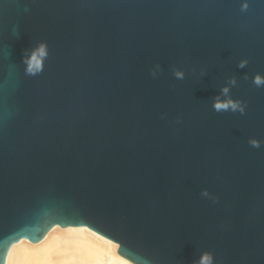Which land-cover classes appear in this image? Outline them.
Returning <instances> with one entry per match:
<instances>
[{
  "label": "water",
  "instance_id": "1",
  "mask_svg": "<svg viewBox=\"0 0 264 264\" xmlns=\"http://www.w3.org/2000/svg\"><path fill=\"white\" fill-rule=\"evenodd\" d=\"M243 2L0 0V264L53 224L137 264H264V0ZM231 76L243 115L212 107Z\"/></svg>",
  "mask_w": 264,
  "mask_h": 264
},
{
  "label": "bare ground",
  "instance_id": "2",
  "mask_svg": "<svg viewBox=\"0 0 264 264\" xmlns=\"http://www.w3.org/2000/svg\"><path fill=\"white\" fill-rule=\"evenodd\" d=\"M118 248L117 241L87 225L53 224L39 240L13 242L4 264H137Z\"/></svg>",
  "mask_w": 264,
  "mask_h": 264
},
{
  "label": "clouds",
  "instance_id": "3",
  "mask_svg": "<svg viewBox=\"0 0 264 264\" xmlns=\"http://www.w3.org/2000/svg\"><path fill=\"white\" fill-rule=\"evenodd\" d=\"M248 9L247 0L241 5V11H246ZM48 45L46 41L38 42L31 49H25L23 53V63L25 65L24 72L25 75L35 76L41 73L44 69V61L48 57ZM248 64L247 58L241 59L238 62V67L243 69ZM160 64H156L152 69V75L155 77L157 75L158 70H160ZM173 75L178 80H183L185 77V72L182 68L174 67ZM245 79H247V75L245 74ZM252 83L257 88L264 87V75L257 72L253 78ZM237 85V78L235 76H231L227 78V82L222 85L220 92L213 97L212 107L216 112H239L243 115L246 111V102L241 101L240 99H234L231 95V88ZM248 143L255 148H259L261 145V141L257 138L251 137L249 138ZM201 195L204 197H209L210 193L207 189H203ZM213 200L218 198L211 197ZM146 264H151L150 261L146 262ZM192 264H214V256L209 251H204L200 253L198 259L192 261Z\"/></svg>",
  "mask_w": 264,
  "mask_h": 264
}]
</instances>
